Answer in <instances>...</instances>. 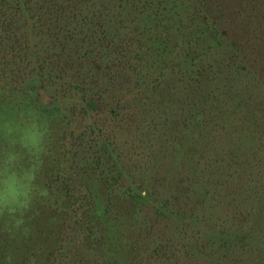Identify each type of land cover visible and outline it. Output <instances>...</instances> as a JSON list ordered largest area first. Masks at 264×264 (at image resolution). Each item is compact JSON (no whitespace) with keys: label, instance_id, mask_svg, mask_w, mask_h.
I'll return each instance as SVG.
<instances>
[{"label":"rangeland","instance_id":"rangeland-1","mask_svg":"<svg viewBox=\"0 0 264 264\" xmlns=\"http://www.w3.org/2000/svg\"><path fill=\"white\" fill-rule=\"evenodd\" d=\"M18 120L48 196L0 264H264V0H0Z\"/></svg>","mask_w":264,"mask_h":264},{"label":"clouds","instance_id":"clouds-1","mask_svg":"<svg viewBox=\"0 0 264 264\" xmlns=\"http://www.w3.org/2000/svg\"><path fill=\"white\" fill-rule=\"evenodd\" d=\"M17 138L8 141V135L13 131L12 125L5 121L7 130L5 142L12 148L18 146V151H6L0 147V218L4 220L3 231L11 238L18 232L27 236L30 229L25 227V216L33 208L37 199H46L48 191L37 181L41 172L44 157L48 156L49 147L45 142L44 133L32 123L17 121ZM9 264L11 257L7 258Z\"/></svg>","mask_w":264,"mask_h":264}]
</instances>
